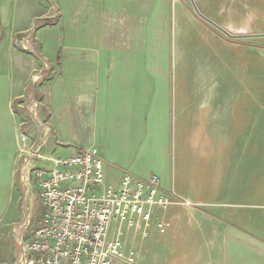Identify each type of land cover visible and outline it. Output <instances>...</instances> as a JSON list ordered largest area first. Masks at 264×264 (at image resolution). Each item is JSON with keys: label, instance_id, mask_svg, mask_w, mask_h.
<instances>
[{"label": "crops", "instance_id": "obj_1", "mask_svg": "<svg viewBox=\"0 0 264 264\" xmlns=\"http://www.w3.org/2000/svg\"><path fill=\"white\" fill-rule=\"evenodd\" d=\"M54 2L0 0V264L25 236L34 108L62 155L95 147L109 183L155 174L189 203L122 234L136 264H264V0Z\"/></svg>", "mask_w": 264, "mask_h": 264}, {"label": "built area", "instance_id": "obj_2", "mask_svg": "<svg viewBox=\"0 0 264 264\" xmlns=\"http://www.w3.org/2000/svg\"><path fill=\"white\" fill-rule=\"evenodd\" d=\"M46 162L32 169L42 213L15 264H136L138 252L124 248L122 234L146 237L154 208L189 204L163 191L155 174L140 179L125 173L109 183L95 147ZM167 226L156 224L160 233Z\"/></svg>", "mask_w": 264, "mask_h": 264}, {"label": "rangeland", "instance_id": "obj_3", "mask_svg": "<svg viewBox=\"0 0 264 264\" xmlns=\"http://www.w3.org/2000/svg\"><path fill=\"white\" fill-rule=\"evenodd\" d=\"M43 1L47 3L48 6L46 7L49 8V12L51 13L53 7H55L54 0H43ZM196 13L198 15H201L200 13H198V11H196ZM202 17L206 21H209L206 17L204 16ZM60 32H61V26H60ZM178 36L179 34L176 32V38H178ZM163 38L164 37L162 36L160 51L163 52L164 54L166 53L165 51L166 41H163L162 40ZM58 62L59 59L57 63ZM160 62L162 64L166 62V58L163 57V55H161L160 57ZM65 65L66 64H64V66ZM258 82H260L259 79ZM258 97H260V95H258ZM262 99H263L262 97L259 98V100ZM40 112L41 110L39 111L38 109L36 110L34 108V112L32 113L27 112L25 117H20L22 121V132L24 135L23 140H21V146L25 151H27L24 153V155L26 157H29V160L31 162L30 171H29V181H28L30 185L27 188L23 186V182L20 183L21 185L20 192L21 194L25 193V195L18 202V206L15 212V219L17 220V223H20L21 226L24 227V233H25L24 239L28 237L29 233H31L37 227L42 213V207L38 200L37 190L33 182H31L32 169L46 167L48 165V163L46 162V158L48 157L52 156L56 158L59 156H65L62 154H66V152L64 151L68 148V147H62V148L57 147V149H53L54 143L51 138H54V136L57 137L58 134H56V132L55 134L51 133V130L48 127L47 122L45 120V117H40L41 116ZM259 145L264 146V143ZM263 157L264 155L258 153V160H260ZM22 158L24 157L22 156Z\"/></svg>", "mask_w": 264, "mask_h": 264}, {"label": "water", "instance_id": "obj_4", "mask_svg": "<svg viewBox=\"0 0 264 264\" xmlns=\"http://www.w3.org/2000/svg\"><path fill=\"white\" fill-rule=\"evenodd\" d=\"M258 36H261V35H258Z\"/></svg>", "mask_w": 264, "mask_h": 264}]
</instances>
